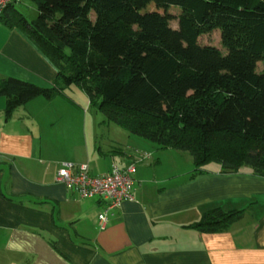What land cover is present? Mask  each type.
<instances>
[{"label": "trees", "instance_id": "1", "mask_svg": "<svg viewBox=\"0 0 264 264\" xmlns=\"http://www.w3.org/2000/svg\"><path fill=\"white\" fill-rule=\"evenodd\" d=\"M32 1L35 20L10 5L0 23L20 29L58 75L48 89L0 79L5 119L75 86L105 123L188 153L194 173L215 163L264 178V0ZM212 30L223 50L200 44ZM243 214L213 209L192 228L221 233Z\"/></svg>", "mask_w": 264, "mask_h": 264}, {"label": "crops", "instance_id": "2", "mask_svg": "<svg viewBox=\"0 0 264 264\" xmlns=\"http://www.w3.org/2000/svg\"><path fill=\"white\" fill-rule=\"evenodd\" d=\"M57 75L20 29L0 23V79L48 89ZM64 94L35 98L8 120L0 97V264H264L263 177L215 163L194 173L188 153L126 131L128 143L102 145L88 132V109ZM64 163L92 176L135 165L133 200L99 227L104 203L59 183ZM213 209L244 214L221 233L192 228Z\"/></svg>", "mask_w": 264, "mask_h": 264}, {"label": "built area", "instance_id": "3", "mask_svg": "<svg viewBox=\"0 0 264 264\" xmlns=\"http://www.w3.org/2000/svg\"><path fill=\"white\" fill-rule=\"evenodd\" d=\"M17 0H0V16L6 8ZM136 172L135 165H128L120 169L112 165L104 175L92 176L86 165L64 163L57 171V181L67 189L74 191L80 199L99 198L104 208L97 217L99 227H104L111 215V211L123 202L133 200L132 184Z\"/></svg>", "mask_w": 264, "mask_h": 264}, {"label": "rangeland", "instance_id": "4", "mask_svg": "<svg viewBox=\"0 0 264 264\" xmlns=\"http://www.w3.org/2000/svg\"><path fill=\"white\" fill-rule=\"evenodd\" d=\"M15 8L16 10H18L19 13H21L28 20H35V18L37 17V8L32 0H22L20 3L16 5ZM171 14L174 19L178 13L176 10H172ZM91 18H94L93 14ZM170 25L172 28H176V25H177L176 20H172L170 22ZM199 42L200 44L215 46L223 50L221 48L220 32L217 30H212L211 32L201 36ZM256 70L258 72L264 70V61L263 62L259 61L256 63ZM65 93L71 99L74 98L77 101H80L81 108L88 109L87 110L88 111V119H87L88 132L92 131L94 134V131L97 130L96 135H97L99 142H101L102 145L107 143V138L118 140V142L121 144L128 143L126 132L113 124L105 123L104 115L100 113L99 111H97L95 108L89 106L87 96L82 90H80L79 88L75 86H70V88H67L65 90ZM91 114H93V117H91ZM209 165L214 166L215 164H209ZM242 170H249V168L245 166V167H242Z\"/></svg>", "mask_w": 264, "mask_h": 264}]
</instances>
